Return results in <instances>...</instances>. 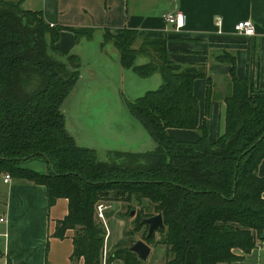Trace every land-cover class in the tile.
Returning <instances> with one entry per match:
<instances>
[{"label":"trees","instance_id":"16d2710c","mask_svg":"<svg viewBox=\"0 0 264 264\" xmlns=\"http://www.w3.org/2000/svg\"><path fill=\"white\" fill-rule=\"evenodd\" d=\"M61 30L75 40L94 37L93 30L52 27L38 11L20 2L0 0V174L45 188L48 205L63 198L68 213L56 222L53 237L73 231L71 264H102L105 231L96 222L99 202L135 203V229L141 218L161 213L164 264H232L264 243V90L246 76L236 75L235 58L224 53L229 66L228 91L223 98V128L208 140L212 79L201 67L182 66L168 57L166 40L139 38L126 28L106 31L123 72L140 79L158 77L159 85L130 101V116L155 148L145 152L105 151L81 147L70 134L61 110L81 77V58L61 53L56 42ZM47 39L49 43H47ZM138 39L140 45L135 48ZM48 49L66 63L56 60ZM138 58H148L139 64ZM206 83L204 116L193 94V82ZM169 129L193 130L199 138L182 142ZM32 158L46 162L47 172L24 168ZM109 158V160H108ZM154 214H144L142 202ZM143 241L149 246L152 241ZM130 234H133L132 232ZM144 264L128 248L109 254L106 264Z\"/></svg>","mask_w":264,"mask_h":264},{"label":"crops","instance_id":"0c3cea01","mask_svg":"<svg viewBox=\"0 0 264 264\" xmlns=\"http://www.w3.org/2000/svg\"><path fill=\"white\" fill-rule=\"evenodd\" d=\"M6 1L20 2L24 10L41 12L52 27L93 30V39L99 38L101 47L108 46L101 45L106 31L123 28L136 31L139 38L165 39L172 62L201 67L212 79L208 118L210 143L217 139L223 128V98L228 91L229 71V66L220 61L224 53L235 58L237 77L247 76L258 91L264 90V0ZM170 12L185 15V24L179 31H175L163 18ZM216 18L221 20L220 27L215 25ZM242 20L252 22L256 33L254 37L235 35L234 26ZM91 40H75L71 31L61 30L56 47L61 53H72L78 50L79 45L83 46L84 42ZM140 43L141 39H138L134 47L137 48ZM110 53L116 57L117 72L125 77L126 72L120 68L114 46ZM80 55L83 56L82 51ZM88 67L81 70L80 83L87 76L96 74L95 65L92 69ZM130 79L129 86L125 84L123 87L122 80L119 86L123 102L124 99H135L137 96H132V93L143 85ZM193 94L201 120L206 99L204 79L194 80ZM167 132L171 138L182 142H194L199 138L198 132L193 130L169 129ZM258 175L264 178V161L258 167ZM4 176L0 174V264H71L73 231H67L63 239L53 237L56 222L68 213L67 200L57 199L50 206L43 186L11 177L4 183ZM235 253L243 259L232 264H264L263 242L249 254ZM77 264H82V261Z\"/></svg>","mask_w":264,"mask_h":264},{"label":"rangeland","instance_id":"374dc122","mask_svg":"<svg viewBox=\"0 0 264 264\" xmlns=\"http://www.w3.org/2000/svg\"><path fill=\"white\" fill-rule=\"evenodd\" d=\"M135 1L139 2V0ZM99 42V38H94L89 42H84L83 46L79 45L78 50L73 52L80 55L82 51L83 56L80 55L82 66L85 68L89 65L88 68L92 69L95 65L96 74L87 76L81 83L80 80L63 102L61 110L66 120L67 129L79 146L95 149L99 161L107 159L105 151L119 150L139 153L153 150L155 144L138 122L130 116L120 97L121 80L122 86L124 87L126 84L127 87L132 81L130 78H138L130 72H126V76L124 74L125 77L122 78L116 69V57L110 53L113 46L111 39L109 38L106 42L108 46L101 47ZM138 59V63L141 65L149 61L148 58ZM97 66L100 67L97 68ZM101 75L103 77H100ZM151 79L149 84L144 83L137 91L135 90L132 96H140L144 90L149 91L157 88L158 77L155 76ZM21 166L42 173L47 172L46 162L41 158L25 160ZM142 203L144 214H154L152 205L146 201ZM98 204H102L104 207V218L100 219L95 216L96 222L101 223L105 231L102 258H106L107 261L109 254L116 249L128 248L137 240L143 241L147 228L142 226L139 230H134L136 226L134 223L135 212L133 216L126 215L128 207H134L135 211L141 209L138 205L133 203L128 206L124 202L106 201ZM131 232L133 234H130ZM152 237L149 244L150 255L142 263L164 264L166 247L160 242L161 234L157 231ZM111 264H125V262L115 259Z\"/></svg>","mask_w":264,"mask_h":264},{"label":"water","instance_id":"95a60500","mask_svg":"<svg viewBox=\"0 0 264 264\" xmlns=\"http://www.w3.org/2000/svg\"><path fill=\"white\" fill-rule=\"evenodd\" d=\"M47 43H49L48 39H47ZM48 53L50 55H52L56 60H58L62 63H66V60H64L63 58H61L58 55L53 54L49 49H48ZM136 78H138V77H136ZM151 80H152L151 78H149V79H140V78L134 79V81H136L137 83H141V84H144V83L149 84ZM125 83H126V81H125ZM144 92H146V90H144ZM137 97H139V96H137ZM132 100H134V99H131L130 101H132ZM133 215H134V212L131 211L130 216H133ZM141 223L147 226V233L145 235L144 240L150 239L154 235V233H156L157 231H159L163 228V220H162L161 213H158V214L151 216V217H148V218H141ZM263 239H264V234H263ZM129 251L136 255L138 261L145 262L150 255L151 249L144 241L137 240L136 242H134L129 247Z\"/></svg>","mask_w":264,"mask_h":264},{"label":"built area","instance_id":"2783aa9c","mask_svg":"<svg viewBox=\"0 0 264 264\" xmlns=\"http://www.w3.org/2000/svg\"><path fill=\"white\" fill-rule=\"evenodd\" d=\"M166 23L171 25L175 31H179L185 24V15L180 12H170L164 17ZM221 20L215 19V25L220 27ZM235 35L243 38H251L255 36V28L250 20L238 21L234 26ZM9 175L4 176V183L9 181ZM96 216L100 219L104 218V207L102 204L96 206ZM2 221V220H0ZM102 264H106V258H102Z\"/></svg>","mask_w":264,"mask_h":264}]
</instances>
